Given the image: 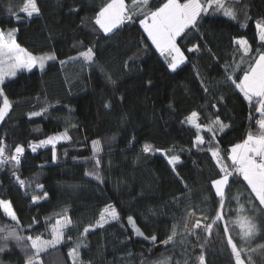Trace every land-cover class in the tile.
Instances as JSON below:
<instances>
[{
    "label": "trees",
    "instance_id": "16d2710c",
    "mask_svg": "<svg viewBox=\"0 0 264 264\" xmlns=\"http://www.w3.org/2000/svg\"><path fill=\"white\" fill-rule=\"evenodd\" d=\"M241 1L243 22L215 7L201 14L197 27L178 38L185 61L172 71L139 25L142 16L125 21L111 34L103 33L94 21L108 0H35L39 12L32 17L20 11L24 0H0V31L17 29L15 42L25 51L55 56L40 69L34 90L24 87L25 78L0 85L11 104L0 123L5 157L16 145L25 149L18 165L0 164V199L10 201L19 220L16 224L0 209V227L48 238L49 225L70 218L63 243L54 248L61 260L51 262L50 250L42 264H72V249L78 257L73 264H199L201 256L205 264H235L228 236L244 248L245 264L248 248L257 249L250 253L253 264H264V232L245 245L233 223L241 205L240 215L264 223L259 202L242 177L234 175L226 186L225 207L219 209L211 184L219 168L209 148H218L222 162L231 166V146L260 131L254 103L226 79L231 74L238 81L257 50L264 51L257 33V25L264 26V0H224L228 7ZM163 2L150 0V5ZM125 4L133 10L143 7L132 0ZM241 38L248 42L247 54L236 43ZM90 47L93 60L86 62L79 53ZM193 111L198 116L190 124ZM33 112L40 115L31 116ZM217 116L225 125L223 131L214 123ZM65 131L69 139L55 145V161L53 147L31 150L33 143ZM198 133L204 143L196 145ZM94 140L101 142L95 156ZM146 144L149 152L143 151ZM173 156L179 157L175 165L168 162ZM17 176L25 181L23 187ZM33 196L39 197L35 203ZM108 207L115 208L117 219L81 235ZM218 209L224 220L211 233H188L185 226L191 217L211 223ZM129 216L143 235L133 230ZM173 225L176 236L164 245ZM25 243L26 248L13 239L0 240L5 247L0 264H26L34 252L30 242Z\"/></svg>",
    "mask_w": 264,
    "mask_h": 264
},
{
    "label": "snow or ice",
    "instance_id": "6c2138e0",
    "mask_svg": "<svg viewBox=\"0 0 264 264\" xmlns=\"http://www.w3.org/2000/svg\"><path fill=\"white\" fill-rule=\"evenodd\" d=\"M143 5L142 8L136 7L135 10L129 9L125 0H108L103 7L96 13L95 24L103 31L104 34H111L115 29L125 23V21H134L139 18V25L142 27L144 33L147 34L151 44L155 47L156 51L163 57L167 62V66L170 70L175 71L178 67L184 63L185 56L178 46L177 40L186 34L187 30L197 27L198 19L202 13H207L210 8H217L223 12L226 17L232 19L236 18V12L234 9L228 7L224 0H165L158 7L150 5V0H132L133 5L137 3ZM27 17H32L34 13H38L39 9L35 3V0H24L23 7L20 9ZM9 12L13 15L16 13L9 9ZM259 39L264 41V26L258 24ZM17 29H12L7 34L0 31V83H2L5 77H12L17 74L19 70L32 71L33 67L39 66L41 69L44 68L45 62L54 60V55L43 54L39 57L33 56L31 53L20 48L16 44L14 39V33ZM241 46V49L245 54L249 51L248 42L244 39L236 41ZM195 48H189L188 51L192 52ZM93 49L90 47L86 51L80 52L79 56L86 62L93 60ZM61 63H64L61 61ZM227 71V69L225 70ZM227 80H230L242 93L245 100L250 104L255 100V111L259 113L260 118L256 120L260 131L258 134L249 133L240 143H236L231 146L227 160L231 161V166L223 163L224 159L220 150L215 147H210L209 152L216 162L219 168L218 178L211 181L212 188L215 190L216 196L219 198V209L225 207V190L226 186L230 183V178L234 175L242 177V180L246 183L250 194L255 197V200L259 202V210L261 215H264V51L257 50V56L253 62L249 63L247 70H244L243 76L237 79H233L231 74L226 76ZM207 91V89H205ZM0 97H3V102L0 103V121L4 119L11 104L6 96H4L3 90L0 89ZM107 107V105H106ZM215 107V105H213ZM31 116H38L40 113L33 112ZM198 116V113L193 111L188 117V123H192ZM215 124L219 125L220 130L223 131L225 125H223L219 117H216ZM195 127L198 129L201 127L196 124ZM207 131L215 132V128H208ZM69 136L67 132L57 133L54 136H49L47 139L40 140L38 143L31 145V150L36 152L37 148L44 147L45 145L53 146L52 159L56 160L55 145L60 140H67ZM100 141H92L93 154L98 150ZM204 143V138L199 135L195 137L194 144L199 145ZM151 150L150 145H145L143 148L144 152ZM7 149L3 146V141H0V164L14 163L18 165L21 161V156L25 149L21 145H16L13 154L10 157H5ZM179 160V157L173 156L169 159V164L175 165ZM100 160L96 159V167L99 168ZM231 167V170L229 168ZM15 175V172H13ZM88 175H98L96 172H86ZM19 184L23 187L25 181L21 180L18 176L16 177ZM40 187V185H37ZM47 193H45V196ZM39 197L33 196L32 200L35 203ZM239 202V197L236 198ZM252 201L249 200V204ZM255 207V205H253ZM0 209L16 224H19V220L16 216L15 211L12 209L10 201L0 199ZM217 210L216 215L212 218L211 223L202 224L197 220L193 225V229H203L205 232L211 233L213 226L218 225L219 222L224 220L220 210ZM237 217L233 223L237 224L240 228V239L247 245L253 238L258 234L264 232V223H259L257 218L254 216H242L241 212L244 211L243 206L237 208ZM117 212L115 208L108 207L100 213V219L97 221L98 227H103L108 223L106 217H110L112 220L117 219ZM128 221L133 224V230L137 235H143L138 228L135 227L133 217L129 216ZM35 223V221H34ZM72 224L70 218L64 217L58 219L55 224L49 225L52 238L42 239L40 235L35 237L28 235L23 236L16 232V230L8 225L0 227V232H6V235L0 237V240L5 242L9 239L16 241L18 246L28 247L29 245L25 241L30 242V248L34 252V257L26 261V264H39V254L44 252L49 247H54L60 244L64 238V230ZM91 227V226H90ZM90 227L84 229V233L89 232ZM187 227V226H185ZM229 228L225 226L224 234L228 236ZM176 236V226L173 225L172 234L168 236L167 240L163 243L167 245L169 241H172ZM69 239H71L69 237ZM151 240L155 242L156 236H152ZM227 244L231 249L232 257L235 260V264H245V260L242 259V253L244 248L237 247V244L233 242V238L228 236ZM80 245L77 244V248ZM264 247V246H261ZM5 247L0 246V252L4 251ZM257 251V249L248 248V264H253L250 253ZM70 256L76 255V250L72 249L69 251ZM201 264H203V256L200 258ZM160 264H166L161 261Z\"/></svg>",
    "mask_w": 264,
    "mask_h": 264
},
{
    "label": "rangeland",
    "instance_id": "374dc122",
    "mask_svg": "<svg viewBox=\"0 0 264 264\" xmlns=\"http://www.w3.org/2000/svg\"><path fill=\"white\" fill-rule=\"evenodd\" d=\"M244 3L245 2H243V1H241V2H239V4H236V3H234V5L232 6V5H230V8H232V9H234L235 10V12H236V18L235 19H233V20H236V21H239V22H243V21H245V19H246V13H245V10L243 9V5H244ZM226 4V3H225ZM229 4H231V3H229ZM228 18H230V17H228ZM230 19H232V18H230ZM263 26V25H262ZM11 31V30H10ZM9 31H7V32H4L5 34H7ZM16 33V32H15ZM15 33H14V39H15ZM257 33H258V38H259V30H258V28H257ZM146 34V33H145ZM147 35V34H146ZM21 48V47H20ZM46 54H49V55H53V54H51V53H46ZM43 55V54H42ZM33 56H37V57H39V56H41V55H33ZM49 61H51V60H49ZM49 61H46L45 63H47V62H49ZM182 65V64H181ZM180 65V66H181ZM179 66V67H180ZM40 67L37 65V66H35V67H33V69H32V71H26V70H19L18 72H17V74L15 75V76H12V77H5V79H4V81L2 82V83H0V85L1 84H5V83H8V82H10L11 80H16V81H18V80H21L22 78H25L24 79V83H23V85H24V87L26 88V89H28V90H34L35 88H36V85H37V80H38V73H39V71H40ZM17 89H18V85L17 86H15V87H13V90H14V92H16L17 91ZM0 123H1V121H0ZM59 133H63V132H59ZM57 134V133H56ZM56 134H53V135H51V136H54V135H56ZM64 141H66V140H60L59 142H57L56 143V145L58 144V143H61V142H64ZM46 147H53L52 145H45L44 147H40V148H46ZM39 149V148H38ZM169 161V160H168ZM171 165H173V164H171ZM68 218V217H67ZM62 219V218H61ZM106 219H108V222H110V221H112V219L110 218V217H106ZM197 220H199L200 222H201V220L200 219H197V218H193V217H191L190 219H189V222H188V226H187V231H188V233L190 232V234H191V231H193L194 229L192 228V225L197 221ZM56 223V222H55ZM54 223V224H55ZM202 223V222H201ZM107 224V223H106ZM203 224V223H202ZM219 224H221L220 222H219ZM97 225V223L94 225V226H91L90 227V230L89 231H91V230H93V229H95V228H97L98 226H96ZM70 226V225H69ZM68 226V227H69ZM67 229V228H66ZM65 229V230H66ZM65 230H64V232H65ZM52 238V235H50V237H48V238H42V239H46V240H48V239H51ZM63 243V240L61 241V243L60 244H57V245H55L54 247H49V248H47L44 252H41L40 254H39V264H42V262H43V259H47V254H48V251H50L51 250V254H49L50 255V260H51V262H59V260H61L60 258H59V254H57L56 253V251L54 250V248H56V247H58L59 245H61ZM165 245V244H164ZM163 244L162 245H160L157 249L158 250H161L162 249V247L164 246ZM75 257H76V259H78V257H77V254L76 255H74V256H70L69 255V253H68V258H69V262L70 263H74L75 262ZM206 263V261H205V259L203 258V264H205ZM199 264H201V260H200V263Z\"/></svg>",
    "mask_w": 264,
    "mask_h": 264
},
{
    "label": "built area",
    "instance_id": "2783aa9c",
    "mask_svg": "<svg viewBox=\"0 0 264 264\" xmlns=\"http://www.w3.org/2000/svg\"><path fill=\"white\" fill-rule=\"evenodd\" d=\"M254 105H255V100L253 101ZM256 106V105H255Z\"/></svg>",
    "mask_w": 264,
    "mask_h": 264
},
{
    "label": "crops",
    "instance_id": "0c3cea01",
    "mask_svg": "<svg viewBox=\"0 0 264 264\" xmlns=\"http://www.w3.org/2000/svg\"><path fill=\"white\" fill-rule=\"evenodd\" d=\"M230 163H231V161H230Z\"/></svg>",
    "mask_w": 264,
    "mask_h": 264
}]
</instances>
